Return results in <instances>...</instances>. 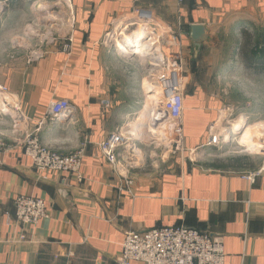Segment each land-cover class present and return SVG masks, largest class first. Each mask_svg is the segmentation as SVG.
Instances as JSON below:
<instances>
[{
	"label": "crops",
	"instance_id": "obj_1",
	"mask_svg": "<svg viewBox=\"0 0 264 264\" xmlns=\"http://www.w3.org/2000/svg\"><path fill=\"white\" fill-rule=\"evenodd\" d=\"M37 3L48 7L41 10ZM143 18L160 28L181 29V46L174 55L182 64L192 61L183 100L182 149L175 161L161 168L155 161L148 169L120 157L118 165H110L100 151L109 134L121 130L146 102L135 83L120 76L133 71L121 70L123 59L106 45L105 35L131 19L134 27L143 25ZM263 19L264 0H0V87L26 117L14 134L0 107V140L6 144L0 165V264H116L126 232L176 225L221 238L225 264H264L262 164L233 172L185 159L186 153L207 145L209 127L218 131L222 119L227 125L248 116L247 103L233 102L231 92L243 87L235 80L247 73L238 51L241 34L262 25ZM193 25L205 30L199 47L189 37ZM61 28L60 37L33 47L41 32L49 37ZM137 44L140 50L146 47ZM249 73L244 78L256 80L258 121L263 115L258 82L264 77ZM58 99L68 100L73 112L52 122L47 107ZM27 134L61 154L81 148L78 176L43 178L19 144ZM138 134L137 140L147 135ZM127 153L134 156L130 149ZM252 173L251 181L246 177ZM19 195L42 199L48 217L19 227L13 217V199Z\"/></svg>",
	"mask_w": 264,
	"mask_h": 264
},
{
	"label": "built area",
	"instance_id": "obj_2",
	"mask_svg": "<svg viewBox=\"0 0 264 264\" xmlns=\"http://www.w3.org/2000/svg\"><path fill=\"white\" fill-rule=\"evenodd\" d=\"M177 1L181 2L182 0ZM139 22L147 27L144 32L154 28L160 31L159 35L162 36L161 33L165 30V27L160 28L153 25L148 18L139 19ZM129 24L125 25L123 29ZM113 36H115L114 33H106L105 43L112 47L113 51L117 52L113 45V40H111ZM68 46L65 43L63 50L66 51ZM176 58H179V55ZM177 60L175 59L174 63L178 64ZM165 84L161 88L162 101L158 109V119L156 117V120L161 123L163 135L166 137L170 136L179 148L182 141L184 87L179 77H177L171 87H166L167 85ZM0 96L2 112L8 114L11 120L12 133L17 134L19 123H25L26 117L18 102L12 99L6 88L0 87ZM72 112L73 107L66 99L51 101L47 107V116L52 122L64 119ZM213 130V126L209 127L208 133L210 136L207 143L214 145L219 141L220 135H215ZM130 137L131 135L127 138L121 133V130H116L109 134L108 138L100 144L102 156L110 165H118L119 157L125 160L127 159L126 157L130 156L129 153L126 154L128 146L124 147L127 141L131 140ZM223 140L225 139L223 138ZM19 144L22 145L23 154L29 159L31 167L43 178L49 174L78 176L83 158V150L81 148L72 153L61 154L42 145L39 139L32 134L25 135ZM123 147L124 150L119 152ZM5 151L6 144L0 140V165L3 163ZM122 154H125V159ZM261 167H264V161ZM253 177L254 173L248 174L246 178L252 181ZM13 207L14 222L21 228L35 226L39 221L48 217L45 203L40 198L19 195L13 199ZM24 237L22 234L19 239L23 240ZM224 259L225 252L221 238L211 237L206 232L178 225L126 232L116 264H225Z\"/></svg>",
	"mask_w": 264,
	"mask_h": 264
},
{
	"label": "rangeland",
	"instance_id": "obj_3",
	"mask_svg": "<svg viewBox=\"0 0 264 264\" xmlns=\"http://www.w3.org/2000/svg\"><path fill=\"white\" fill-rule=\"evenodd\" d=\"M58 18V17H57ZM129 22H133V20H128L126 21L123 25H121L120 27H118L116 30H111L110 33H114L115 36H113V38L111 40H113V45H114V41L116 39H118L120 36L119 34L121 32H129V31H134L135 27L133 25H130ZM129 24L126 28L127 30H124V25ZM138 24V23H137ZM136 25V24H135ZM52 29H59L60 27H55V26H51ZM144 27V26H143ZM145 29H147V27H144ZM251 28V27H250ZM248 33H252L253 31H256V35L261 36L262 32L264 31V19H263V24L257 26L256 28H252V30H250ZM42 29V28H40ZM120 30V31H119ZM150 31H146L142 38L143 41H150V43L147 45L149 47H147V50H139L138 47H134L135 44L133 45H129L128 50H134L137 49V52H133V53H126L124 51H120L119 50L115 53H118V57H120L121 62L120 61V67L121 70L122 68H126L129 71H133L132 74H126L124 71V74L121 72L120 76L125 79V81L129 80L135 83L136 87L139 89V97L143 100V102H147L148 100V96H150L152 93H155V97H154V104L153 107L155 108V110L159 109L161 106V96H162V87H164V84L166 83L165 78L169 75L174 73L176 75V77H179L183 87H184V93L186 92V89L188 87L189 84V76L191 73V66H192V61L189 60L187 62H185L184 64L181 63V58H176L178 55H174L175 52H177L178 50V44L180 43L181 46V42H179V39L181 37V33L182 30L178 29V28H172L170 26L165 27V30H163L162 36H160V31L151 28L149 29ZM145 31V30H144ZM246 31V30H245ZM120 32V33H118ZM46 33V32H45ZM43 32H41V34H39V39L37 40V45H33V47L37 48V46L40 44V46L42 47L45 43L47 38H55L57 39L58 36L60 37L63 32H62V28L60 30V32H56V33H50L51 35L49 37H47V34H45ZM44 34V35H43ZM122 34V33H121ZM41 36H45V37H41ZM46 39V40H45ZM176 44V45H175ZM131 47V49H130ZM112 48V47H111ZM161 50V53H160ZM34 51V50H31ZM150 53L151 55H149V57L147 58H156L159 57L160 58V63L158 64V66L156 68H153L152 65H149L146 63L145 59H144V54L145 53ZM178 59V64L174 63V60ZM140 61L142 63H140ZM184 62V61H182ZM242 66L245 69V71H247L246 75H250L249 72H252L249 70V68L246 66L245 63L242 62ZM152 68V69H151ZM173 74V75H174ZM263 74L264 77V73H260ZM245 76L242 75V77L239 75L235 82L239 83V81H242L243 87L240 88H235L232 90V94L234 95V100L233 102H237V104L239 105V103L241 104H245L247 103V111H248V116L244 119V124L241 126V129H238L237 131L240 132L239 133H231L230 137L228 138V140H223L224 135L223 133L221 134L222 128L225 127L226 125V121H224L223 119L221 120V123L218 125L217 129L218 131L221 129L220 132H218L216 129L214 130L213 133H215V135L218 133L220 135L219 137V141L217 143L213 144H208L203 147L200 148L194 152H188L186 153L187 156L185 155V153L183 154L185 159H191L193 161H197L203 165L205 164H209L212 162H216V161H227L229 159L232 158H238V157H244L246 158L249 163L255 168L257 166H259V164H263L264 161V78H263V82H258V92L260 94H263V115L262 117H259L260 119H258V121H256L254 119V109H255V100H256V80L255 78H249L250 76H248V78H244ZM165 80V81H164ZM150 82L155 85V87H158V89H154L152 88V90L148 89L147 86H150ZM150 84V85H149ZM166 85V84H165ZM167 87V86H166ZM156 90V91H155ZM151 91V92H150ZM160 91V92H158ZM262 91V93H261ZM146 93H150V94H146ZM144 94V95H143ZM158 95L159 99H156ZM159 95H161L159 97ZM158 101V102H157ZM145 102V103H146ZM144 103V104H145ZM158 105V106H157ZM144 106V105H143ZM143 106L140 108V111L138 113V115L136 117H134L131 121L125 122L123 123V125H121V133L123 135H125V137H129V135L132 134V132L129 131H124L123 128H126V125L130 122H138V119L140 117V114L142 112ZM156 113V112H155ZM155 117V120L153 119L152 122L156 121V116L154 115V113L152 114ZM226 116V115H225ZM136 118V119H135ZM137 121V122H136ZM259 124L262 123V125L260 124L257 128L254 127L253 124ZM247 126H252L254 131H255V138H256V142L257 144H261L258 146L257 150L255 149H251L249 146H245L242 144V133L245 130L244 128H246ZM152 127V126H151ZM155 127V125H154ZM145 130L144 132L147 133V135L145 136L146 139L143 138H139V140L135 139L136 137H139L136 135H134V133L131 135L130 138H132L131 141H127L126 145H124V147L128 146L130 148V145L134 144V146H136L135 148H138V153L135 154V151L132 152V154L134 155L132 158L129 156L127 157V159H125L124 161L122 160L123 163H126L128 165H132L134 163H136V165H139V167L143 168V169H148V168H154L153 163L152 162H159L158 164H156V168H161L163 164L173 160L175 161L177 159V154L179 153V151H181L182 149V141L181 144L179 145V148L175 145V142L172 140V138H170V136H165L162 138V136L158 135V134H151L148 132V129ZM144 132L141 131H137V134L140 133L141 135H143ZM127 133V134H126ZM131 133V134H130ZM144 133V134H145ZM139 135V134H138ZM172 136V135H171ZM241 137V138H240ZM211 143V142H210ZM213 145V146H212ZM123 147V148H124ZM127 148V149H129ZM141 152H143L144 154H141ZM175 156V157H174ZM248 167H242V169H239L237 171H233V172H243V171H251V169H249ZM127 184L129 185V182H127ZM127 185V186H128ZM127 186L125 185V187L127 188Z\"/></svg>",
	"mask_w": 264,
	"mask_h": 264
},
{
	"label": "bare ground",
	"instance_id": "obj_4",
	"mask_svg": "<svg viewBox=\"0 0 264 264\" xmlns=\"http://www.w3.org/2000/svg\"><path fill=\"white\" fill-rule=\"evenodd\" d=\"M36 5L39 6V8L41 10H44L46 9L48 6H45L44 4H41V3H37ZM49 9V8H48ZM50 11V10H49ZM52 14V13H51ZM51 17V16H50ZM132 25V24H130ZM124 30H127V28H125ZM122 34H120V37L118 39H116L114 41V47H116L117 50L119 51H124V50H127L128 49V45H133L135 44L134 46L137 45V43H141L142 42V45L143 46H146L144 49L146 50L147 46L150 41H143V34L145 33L144 32V27L143 25H140V24H136L135 25V29L134 31H129V32H121ZM140 50V49H139ZM128 52V51H127ZM129 53V52H128ZM149 53H145V60H146V63L149 64V65H152L153 68H156L158 66V64L160 63V58L159 57H156V58H147L149 57ZM159 67V66H158ZM152 69V68H151ZM172 73V74H169L165 80H166V85L167 87H171L175 80L177 79L176 75ZM152 87L154 89H158V87H155V85L152 84ZM156 91V90H155ZM160 92V91H158ZM161 95H159L160 97ZM154 97H155V93H152L150 96H148V100L144 106H143V109H142V112L140 114V117L138 119V122L135 123V122H130L126 125V128H124V131H129V132H132V134L135 132L137 133V131H141V132H144L146 128V130L148 129V132L151 133V134H158L160 136H162V138L164 137L163 135V131H162V127H161V123L158 122L157 120L152 122V120L154 119L155 120V117L152 115L154 113V115L157 117L158 119V109L157 111L155 110V108L153 107V100H154ZM0 99H1V96H0ZM156 99H159L158 98V95H157V98ZM158 102V101H157ZM158 106V105H157ZM156 112V113H155ZM228 124L226 125L228 128L224 129L222 131L223 135H224V139L227 141L229 136L227 135L229 131H234L235 133V130H238V129H241V126L244 124V119L242 116H237L235 117L234 119H231L229 122H227ZM155 125V127H154ZM152 126V127H151ZM244 132L242 133V143L244 144H249V145H252V146H259L261 144H257V140H256V134H255V131L252 127L250 126H247L246 128H244ZM146 132V131H145ZM144 132V133H145ZM134 133V135H135ZM131 134V133H130ZM131 134V135H132ZM146 134V133H145ZM137 138V137H136ZM241 138V137H240ZM146 139V137H145ZM262 146V145H261ZM136 146L134 145H130V152H134L137 150V148H135ZM260 147V146H259ZM132 150V151H131ZM138 152V151H137Z\"/></svg>",
	"mask_w": 264,
	"mask_h": 264
},
{
	"label": "trees",
	"instance_id": "obj_5",
	"mask_svg": "<svg viewBox=\"0 0 264 264\" xmlns=\"http://www.w3.org/2000/svg\"><path fill=\"white\" fill-rule=\"evenodd\" d=\"M238 51L241 55L242 62L246 64L250 71L254 73H264V31L261 36L256 35V31L252 33L243 31ZM204 167L221 171H237L242 169V167L253 168L244 157L232 158L222 162H212L205 164Z\"/></svg>",
	"mask_w": 264,
	"mask_h": 264
},
{
	"label": "water",
	"instance_id": "obj_6",
	"mask_svg": "<svg viewBox=\"0 0 264 264\" xmlns=\"http://www.w3.org/2000/svg\"><path fill=\"white\" fill-rule=\"evenodd\" d=\"M189 37L191 41L195 44L196 47L200 46V42L204 39L205 37V30L204 27L201 25H193L190 27L189 31ZM240 131V130H239ZM236 131V134L240 132Z\"/></svg>",
	"mask_w": 264,
	"mask_h": 264
}]
</instances>
